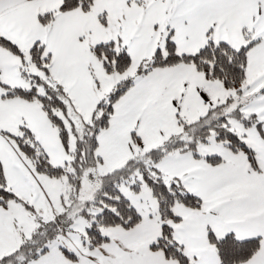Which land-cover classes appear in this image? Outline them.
Returning a JSON list of instances; mask_svg holds the SVG:
<instances>
[{"label":"snow or ice","instance_id":"obj_1","mask_svg":"<svg viewBox=\"0 0 264 264\" xmlns=\"http://www.w3.org/2000/svg\"><path fill=\"white\" fill-rule=\"evenodd\" d=\"M0 264H264V0H0Z\"/></svg>","mask_w":264,"mask_h":264}]
</instances>
